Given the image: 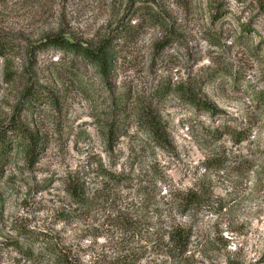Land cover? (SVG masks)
<instances>
[{
	"label": "rangeland",
	"instance_id": "rangeland-1",
	"mask_svg": "<svg viewBox=\"0 0 264 264\" xmlns=\"http://www.w3.org/2000/svg\"><path fill=\"white\" fill-rule=\"evenodd\" d=\"M53 36L109 44V68ZM0 37V130L22 134L0 162V264H38L43 239L89 264L134 206L155 228L192 190L183 264H264V0H0ZM102 168L120 179L80 212L68 187L92 196Z\"/></svg>",
	"mask_w": 264,
	"mask_h": 264
},
{
	"label": "trees",
	"instance_id": "trees-1",
	"mask_svg": "<svg viewBox=\"0 0 264 264\" xmlns=\"http://www.w3.org/2000/svg\"><path fill=\"white\" fill-rule=\"evenodd\" d=\"M46 46H52L58 49L73 52L81 55L92 63L99 65L100 69L106 71L111 63V46L104 44L99 48L93 49L83 46L79 42L69 41L60 36L49 37L45 42ZM9 49L7 44L0 37V54ZM204 108L211 109V106L204 102ZM150 131L157 135L163 141L162 135L154 126H149ZM13 134L19 139L22 134L17 133V129L9 126L0 130V162L5 160L6 152L10 148L8 144L13 139ZM99 176L104 180L94 188L93 195L90 196L84 180L75 179L71 181L68 187L72 202L80 212L88 210L94 199H105L109 185L114 181H119L120 177L108 169L102 168ZM163 201V200H161ZM160 201V202H161ZM206 201L204 193L198 190L182 193L180 196L174 195L173 206L168 209L170 221L165 224H157L154 227L145 226L144 222L149 218L150 211L143 204L134 206L131 211L121 217L119 227L123 234L116 242L118 245L112 252L107 250L93 251L90 253L89 264H141L147 253H152L151 258L146 264H183L189 258L190 243L193 236V227L185 220V216L195 215L202 209ZM170 201H168L169 203ZM159 208V204L157 203ZM158 208L157 211H158ZM160 219V216L157 218ZM42 251L36 254L33 251L24 252L31 261L38 264H87L84 261L82 252L69 248L58 246L43 239ZM150 249V251H149Z\"/></svg>",
	"mask_w": 264,
	"mask_h": 264
}]
</instances>
